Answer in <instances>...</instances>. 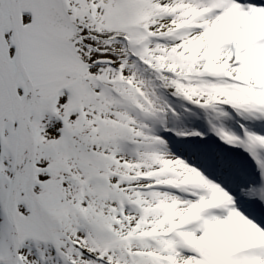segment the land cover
Wrapping results in <instances>:
<instances>
[{
	"label": "snow or ice",
	"instance_id": "snow-or-ice-1",
	"mask_svg": "<svg viewBox=\"0 0 264 264\" xmlns=\"http://www.w3.org/2000/svg\"><path fill=\"white\" fill-rule=\"evenodd\" d=\"M0 264H264V0H0Z\"/></svg>",
	"mask_w": 264,
	"mask_h": 264
}]
</instances>
